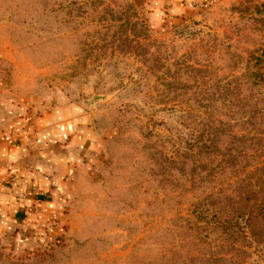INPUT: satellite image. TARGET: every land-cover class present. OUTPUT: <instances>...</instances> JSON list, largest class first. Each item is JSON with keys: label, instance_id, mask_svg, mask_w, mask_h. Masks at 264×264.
Listing matches in <instances>:
<instances>
[{"label": "rangeland", "instance_id": "rangeland-1", "mask_svg": "<svg viewBox=\"0 0 264 264\" xmlns=\"http://www.w3.org/2000/svg\"><path fill=\"white\" fill-rule=\"evenodd\" d=\"M152 5L0 0V94L64 98L96 137L0 264H264V0Z\"/></svg>", "mask_w": 264, "mask_h": 264}, {"label": "crops", "instance_id": "crops-1", "mask_svg": "<svg viewBox=\"0 0 264 264\" xmlns=\"http://www.w3.org/2000/svg\"><path fill=\"white\" fill-rule=\"evenodd\" d=\"M154 12L181 15L205 0H145ZM90 117L59 99L47 104L0 94V240L38 234L61 219L74 170L96 137Z\"/></svg>", "mask_w": 264, "mask_h": 264}, {"label": "trees", "instance_id": "trees-1", "mask_svg": "<svg viewBox=\"0 0 264 264\" xmlns=\"http://www.w3.org/2000/svg\"><path fill=\"white\" fill-rule=\"evenodd\" d=\"M258 199H259V198H258ZM258 199L252 200V202L257 203ZM247 202H248V201H246L245 203H243V204H244V205H243L244 207H246ZM249 202H251V201H249ZM257 210L264 211V206L257 207ZM250 213L253 214V210H251ZM251 214H250V215H251ZM244 215H247V214H244ZM256 215H257V216H261L262 218H264V213H258V214H256ZM261 217H260V218H261Z\"/></svg>", "mask_w": 264, "mask_h": 264}]
</instances>
